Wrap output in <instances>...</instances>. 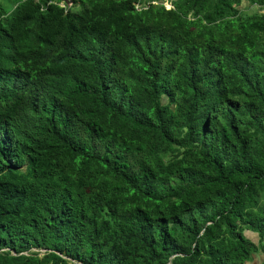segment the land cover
Listing matches in <instances>:
<instances>
[{
  "label": "trees",
  "instance_id": "trees-1",
  "mask_svg": "<svg viewBox=\"0 0 264 264\" xmlns=\"http://www.w3.org/2000/svg\"><path fill=\"white\" fill-rule=\"evenodd\" d=\"M70 1L0 0V264L264 254V0Z\"/></svg>",
  "mask_w": 264,
  "mask_h": 264
},
{
  "label": "rangeland",
  "instance_id": "rangeland-1",
  "mask_svg": "<svg viewBox=\"0 0 264 264\" xmlns=\"http://www.w3.org/2000/svg\"><path fill=\"white\" fill-rule=\"evenodd\" d=\"M164 5L165 6H168V3L164 2ZM238 7L241 10L246 9L247 12L257 11V12H260V13L264 14V9L263 8H258V7L254 6V5L248 6L245 1H241V3L239 4ZM245 234H246V232H245ZM248 237L251 238V240H253V241H257V237H256L255 234L248 235ZM260 254L262 255L261 256L262 257V260H260V261H264V254H262V253H260ZM248 264H252V263H248ZM255 264H257V262Z\"/></svg>",
  "mask_w": 264,
  "mask_h": 264
},
{
  "label": "crops",
  "instance_id": "crops-1",
  "mask_svg": "<svg viewBox=\"0 0 264 264\" xmlns=\"http://www.w3.org/2000/svg\"><path fill=\"white\" fill-rule=\"evenodd\" d=\"M260 255V256H259ZM262 255L259 253V254H254L251 256V259L249 261H246L244 262L243 264H248V263H252V264H255L257 262V264H261L262 261Z\"/></svg>",
  "mask_w": 264,
  "mask_h": 264
},
{
  "label": "built area",
  "instance_id": "built-area-1",
  "mask_svg": "<svg viewBox=\"0 0 264 264\" xmlns=\"http://www.w3.org/2000/svg\"><path fill=\"white\" fill-rule=\"evenodd\" d=\"M60 5L61 6H66V5H69V0H61V3H60ZM165 7H169V5L168 6H165Z\"/></svg>",
  "mask_w": 264,
  "mask_h": 264
},
{
  "label": "clouds",
  "instance_id": "clouds-1",
  "mask_svg": "<svg viewBox=\"0 0 264 264\" xmlns=\"http://www.w3.org/2000/svg\"><path fill=\"white\" fill-rule=\"evenodd\" d=\"M34 1H37V0H34ZM60 3H61V0L59 2V6L62 7V8H69V6L71 5V1L70 0H69V5H66V6H61Z\"/></svg>",
  "mask_w": 264,
  "mask_h": 264
},
{
  "label": "water",
  "instance_id": "water-1",
  "mask_svg": "<svg viewBox=\"0 0 264 264\" xmlns=\"http://www.w3.org/2000/svg\"><path fill=\"white\" fill-rule=\"evenodd\" d=\"M251 234H254V233H252V232H250V231H246V235L248 236V235H251Z\"/></svg>",
  "mask_w": 264,
  "mask_h": 264
}]
</instances>
